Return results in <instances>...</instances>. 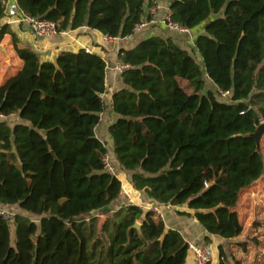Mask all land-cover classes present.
<instances>
[{
	"label": "trees",
	"instance_id": "1",
	"mask_svg": "<svg viewBox=\"0 0 264 264\" xmlns=\"http://www.w3.org/2000/svg\"><path fill=\"white\" fill-rule=\"evenodd\" d=\"M158 1L16 5L58 32L87 27L125 38ZM169 10L181 28H202L192 50L201 62L170 37L120 49L118 62L127 68L124 87L110 97L117 116L106 129L112 162L129 173L134 191L158 206L187 208L193 214H176L231 242L242 232L240 194L264 175L255 141L246 137L264 122V0H171ZM5 17L0 0V23ZM5 34L22 68L0 86V115H14L0 121V207L25 214L12 224L0 219V264H186L187 242L161 217L135 205L111 209L121 182L104 169L109 151L96 136L106 109L105 60L79 50L42 61L7 26L0 39ZM214 88L230 91V101L219 100ZM105 207L111 211L100 212ZM218 264H231L222 246Z\"/></svg>",
	"mask_w": 264,
	"mask_h": 264
},
{
	"label": "crops",
	"instance_id": "2",
	"mask_svg": "<svg viewBox=\"0 0 264 264\" xmlns=\"http://www.w3.org/2000/svg\"><path fill=\"white\" fill-rule=\"evenodd\" d=\"M3 1L6 5V17L0 23V29L3 26H7L16 36L19 46L30 48L39 56L40 60L53 61L61 52H77L79 50H88L90 53H96L105 60L106 92L102 95V99L105 103L106 109L100 114L101 123L98 128L100 126H105V129H107V126L113 123L117 118V116L110 110V97L113 93L124 87L120 73L113 69L114 65L118 63L117 57L120 49H131L140 41L150 37H170L181 49L188 52L193 50V40L195 36L183 38L187 34H178L176 32L169 31L162 23L166 12L169 10L171 0H159L157 2L159 8L155 14H150V8L146 6L143 18L146 26L143 30L127 40H120L115 43L107 40L106 37L98 31L91 30L87 27L67 31L65 35H57L48 40L36 38L30 31L27 24L19 22L18 16L9 15L8 12L10 10H18L16 0ZM149 15L151 17L147 20V16ZM195 31L196 35L202 33V30H199V28L198 30L195 29ZM21 68L22 61L17 57L13 49L11 35H3L0 39V86H2L9 78L15 76ZM98 128L96 129V136L100 139L97 134ZM104 141L109 143V147H112V141L108 137L106 131ZM112 150L109 151L110 156H113ZM115 176L121 182L122 190L119 198L111 206V209L117 210L123 206L135 205L145 210L147 207L158 206L149 200L144 193L134 191L130 185V178L126 180L124 184L119 176L116 174ZM159 208L166 229L179 231L185 242L206 247L211 252L212 257L216 255L218 258V247L222 245V241H228L220 239L216 236L207 235L195 219L186 216H178L176 214L177 211L193 214L192 211H188V209L183 206H159ZM239 237L233 240V242L238 241ZM206 238H208V242L205 241ZM186 264H194L193 258L189 252Z\"/></svg>",
	"mask_w": 264,
	"mask_h": 264
},
{
	"label": "rangeland",
	"instance_id": "3",
	"mask_svg": "<svg viewBox=\"0 0 264 264\" xmlns=\"http://www.w3.org/2000/svg\"><path fill=\"white\" fill-rule=\"evenodd\" d=\"M215 18V16H211L210 20ZM199 30L202 29L199 28ZM190 36H196V31H189L183 38H190ZM190 53L198 62H201V57L197 52L191 50ZM180 85L185 88L186 82L180 81ZM205 87L207 90H212L213 88L208 81H206ZM105 131V126H100L97 130V134L102 141H104ZM105 143L108 151H111L112 147L108 146V142ZM260 152L264 161V134L260 140ZM115 168L116 175L125 184V181L129 179V173L117 166ZM236 208L235 210L242 226V233L236 242H221L226 258L231 264H264V175L259 181L241 192ZM5 209L14 215L25 214L18 207ZM29 218L37 223L36 217L29 216ZM103 220L104 217H100V222ZM10 229L13 236L12 225ZM240 244H244L245 248L243 249ZM217 261L218 258L214 255L212 257L213 264H217Z\"/></svg>",
	"mask_w": 264,
	"mask_h": 264
},
{
	"label": "built area",
	"instance_id": "4",
	"mask_svg": "<svg viewBox=\"0 0 264 264\" xmlns=\"http://www.w3.org/2000/svg\"><path fill=\"white\" fill-rule=\"evenodd\" d=\"M158 8H159V5H158V3H156L154 6H152L150 8V14H155V12L158 10ZM8 13L10 16H18L19 22H23V23L27 24L30 31L32 32V34L36 38L48 40L54 36L65 35L67 33V31L58 32L57 26L55 23L47 21V20H38V19H35L32 17L26 16L19 9L17 11L10 10ZM162 23L165 26V28L169 31L176 32L178 34L189 33L188 30L181 28L180 26H178L177 24H175L171 21L170 10H168L166 12V14L164 16V20ZM145 26H146V23L144 21H142L139 25L136 26L132 35L127 36L125 38H109V37H106V39L111 41V42H114V43L118 42L120 40H127V39L131 38L132 36H134L135 34L140 33ZM85 51L90 53L88 50H85ZM126 68H127V66H123L120 63H117L114 67V70H116L117 72H119L121 74V72ZM213 91L215 92L216 97L219 100H221L223 102H229L230 101V98L232 96L230 91H223V90H220L218 88H214ZM13 117H14V115H9V116L0 115V121L12 119ZM102 164H103L104 169L107 172H110L113 175L116 174V172H115L116 169H115V166L112 162V158L109 155V153H106V155L103 157ZM144 211H150L154 215L162 218V214H161L159 206L147 207ZM0 219L7 221L10 224H12L14 222L15 215L8 212L5 208L0 207ZM187 244H188V252L191 254L194 264H213L211 252L206 247L197 246V245L192 244V243H187Z\"/></svg>",
	"mask_w": 264,
	"mask_h": 264
},
{
	"label": "water",
	"instance_id": "5",
	"mask_svg": "<svg viewBox=\"0 0 264 264\" xmlns=\"http://www.w3.org/2000/svg\"><path fill=\"white\" fill-rule=\"evenodd\" d=\"M264 134V122H262L261 124H259V126L257 127L256 131L254 133H251V134H247L246 137H249V138H252L254 141H255V144H256V152L261 156V152H260V140H261V137L263 136ZM53 155V153H52ZM262 158V156H261ZM263 159V158H262ZM111 211V209L109 207H105L103 209L100 210V212H103V211ZM92 215L93 216H97L98 215V212L97 211H94L92 212ZM134 228H136L138 231L140 230V227H139V224L136 223L134 226Z\"/></svg>",
	"mask_w": 264,
	"mask_h": 264
}]
</instances>
